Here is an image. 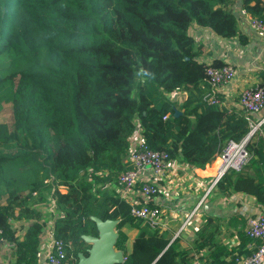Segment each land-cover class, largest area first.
Masks as SVG:
<instances>
[{
    "label": "trees",
    "instance_id": "16d2710c",
    "mask_svg": "<svg viewBox=\"0 0 264 264\" xmlns=\"http://www.w3.org/2000/svg\"><path fill=\"white\" fill-rule=\"evenodd\" d=\"M236 6L264 21V0H0V229L14 264L38 263L51 200L54 237L71 261L89 256L84 237L99 236V219L118 221V251H126L125 229L138 231L132 252L115 264H192L180 236L171 243L169 232L131 215L117 177L130 168L137 131L150 149L199 169L250 134L243 111L202 102L208 65L189 34L197 25L247 45ZM175 92L185 96L181 104L167 97ZM248 150V165L215 188L253 197L264 210V123ZM15 221L28 222L22 239ZM247 227L230 249L204 215L197 232L201 249H210L204 264L251 255L260 242Z\"/></svg>",
    "mask_w": 264,
    "mask_h": 264
},
{
    "label": "crops",
    "instance_id": "0c3cea01",
    "mask_svg": "<svg viewBox=\"0 0 264 264\" xmlns=\"http://www.w3.org/2000/svg\"><path fill=\"white\" fill-rule=\"evenodd\" d=\"M239 8L236 6L235 12L238 13ZM239 27L249 40L245 46L239 44L237 39H221L211 30L197 25L191 26L189 34L202 46V62L207 65L214 62L235 65L237 69L236 79L223 91L224 107L242 111L239 103L241 93L264 82V44L246 22L240 20ZM170 96V100L180 104L185 100V96L178 92L172 93ZM220 168L221 161L218 157L204 169L191 168L180 160H171L166 177L159 181L161 194L157 197L156 204L163 212L165 224L163 230L171 234L173 237L171 242L177 237H181V246L190 252L192 264H204L210 250L209 247L201 249L200 245L203 244V241L198 240L197 235L204 222V215L212 217L215 224L218 225L217 237L219 242L232 249L238 244L237 232L242 227V223L246 221L248 226L251 212L258 209L253 197L243 194L223 195L215 187L210 190L213 182L219 177ZM201 202L203 203L197 209ZM42 211L48 216L45 210ZM191 214L193 217L185 224ZM13 226L16 230V236L22 239L28 222L15 221ZM113 231L116 234L113 241L116 242L118 238L117 225L114 226ZM125 233L127 235L126 251H118L114 247V252L121 254L123 258L125 254L132 252L138 231L126 228ZM85 242L91 244L93 248L97 247L90 237L85 238ZM40 243L42 254L48 244L46 229L40 236ZM14 250L12 244L6 243L1 246L0 263L14 264ZM38 264L45 263L41 260Z\"/></svg>",
    "mask_w": 264,
    "mask_h": 264
},
{
    "label": "built area",
    "instance_id": "2783aa9c",
    "mask_svg": "<svg viewBox=\"0 0 264 264\" xmlns=\"http://www.w3.org/2000/svg\"><path fill=\"white\" fill-rule=\"evenodd\" d=\"M237 14L238 18L246 22L257 38L264 44V21L255 18L249 11L241 7ZM236 75L237 69L232 63H225L219 67L208 64L206 78L210 88L204 93L202 102L208 106L223 107V91L233 83ZM239 103L250 123L251 132L239 142L231 140L225 144L218 155V159L221 160L219 177L213 182L210 190L215 187L219 179L229 170L240 172L248 165L251 159L248 143L252 135L264 123V119L257 124L253 122L255 116L264 112L263 86L257 85L244 90L240 95ZM126 161L130 168L120 173L117 177L118 193L122 199L130 204L131 215L135 219L143 221L154 230H163L165 225L163 212L156 204V199L161 192L159 181L166 177L169 170L171 162L169 154L166 151L150 149L142 139L140 132L137 131L130 139L129 154ZM151 203H153L152 206L150 205ZM202 203L197 206V209ZM45 212L49 216V222L45 228L48 235V244L44 253L41 254L40 251L38 263L42 260L45 264H78V261H71L68 258L66 243L54 237L53 225L56 216L54 200H51ZM193 214H191L185 224L190 221ZM246 233L249 238L260 243L255 246L256 249L251 255L236 257L234 264H264L263 209L258 207L257 210L251 212ZM6 243L4 231L0 229V248Z\"/></svg>",
    "mask_w": 264,
    "mask_h": 264
},
{
    "label": "water",
    "instance_id": "95a60500",
    "mask_svg": "<svg viewBox=\"0 0 264 264\" xmlns=\"http://www.w3.org/2000/svg\"><path fill=\"white\" fill-rule=\"evenodd\" d=\"M178 114L179 113H177V115ZM95 221L97 223L99 236H86L84 237V241L85 238L90 237L91 241L94 242L97 247L90 248L88 257L79 254L78 264H115L123 262L124 258L122 255L114 252L116 242L113 240L116 237V234L114 233L113 228L118 224V221H101L99 219H95Z\"/></svg>",
    "mask_w": 264,
    "mask_h": 264
},
{
    "label": "rangeland",
    "instance_id": "374dc122",
    "mask_svg": "<svg viewBox=\"0 0 264 264\" xmlns=\"http://www.w3.org/2000/svg\"><path fill=\"white\" fill-rule=\"evenodd\" d=\"M167 97L170 98L171 97L170 94L167 95ZM175 97H177V96L175 95ZM263 119H264V113L261 116L253 118V122L257 124L258 122L262 121ZM160 194H161V192H160ZM44 209H46V211H47V207H45Z\"/></svg>",
    "mask_w": 264,
    "mask_h": 264
}]
</instances>
